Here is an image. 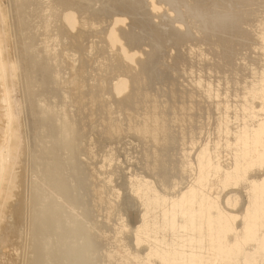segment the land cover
<instances>
[{
  "label": "bare ground",
  "instance_id": "obj_1",
  "mask_svg": "<svg viewBox=\"0 0 264 264\" xmlns=\"http://www.w3.org/2000/svg\"><path fill=\"white\" fill-rule=\"evenodd\" d=\"M0 264H264V0H0Z\"/></svg>",
  "mask_w": 264,
  "mask_h": 264
},
{
  "label": "rangeland",
  "instance_id": "obj_2",
  "mask_svg": "<svg viewBox=\"0 0 264 264\" xmlns=\"http://www.w3.org/2000/svg\"><path fill=\"white\" fill-rule=\"evenodd\" d=\"M217 1H218V0H217ZM223 1H225V0H222V2H223ZM241 47H242V46H241ZM239 52H240V51H239ZM239 52H238V53H239ZM249 52H250V51H249ZM243 53H244V51H242V54H243ZM96 137H97V136H96ZM91 140H92V138H91ZM96 140H97V138H96ZM98 140H99V138H98ZM87 142H88V145H89L90 142H89V141H87ZM136 142H137V141H136ZM136 142H134V144H133L134 147L132 146V149H133V148H134V149H133V150L130 149L131 152H132V151H133V152H132V153H130V151H129V152L127 151V152L129 153L128 155L130 156V154H131V155L134 154V150H135V151H136V152H135V156L138 154L137 157H138L139 155H140L139 157H141V153L143 152V149L145 148V146H144V144H143V145H140V144H142V143H139V142L136 143ZM84 143H85V142H84ZM136 145H137V146H136ZM139 145H140V146H139ZM141 146H142V149H141ZM143 146H144V147H143ZM128 147L131 148V146H127V149H129ZM135 147H136L137 150L135 149ZM137 147H138V148H137ZM140 149H141V150H140ZM138 150H139V153L137 152ZM122 153H124V151H122ZM125 153H126V152H125ZM125 153H124V155H125L124 157H125V159L128 160L129 156H127ZM166 154H167V153H166ZM169 154H172V153H169ZM169 154H168V155H169ZM126 156H127V158H126ZM135 156L130 157L129 160H130V161H133V158H135ZM170 156H171V155H170ZM122 157H123V156H122ZM122 157H121V158H122ZM124 157H123V158H124ZM137 157H136L135 159H137ZM139 157H138V158H139ZM82 158H83V157H82ZM123 158L120 159V160H123V161H124ZM131 159H132V160H131ZM127 160H125V161H127ZM129 160L127 161V164L129 163ZM137 160H138V159H137ZM137 160H136V161H137ZM125 161H124V162H125ZM133 162H135V161H133ZM133 162H130V163H133ZM125 163H126V162H125ZM135 163H136V162H135ZM88 182L90 183V181H87V182L84 181V182L82 183V185L84 184L86 187H88V186H89V185H88V184H89ZM86 184H87V185H86ZM84 185L81 186V188H80V187H77V188H78L77 190H78L79 192L77 191L76 193H77V195H78L79 197H80V195L82 194V195H81L82 198H80V199H81V201H82L83 203H84V201H83L84 198L87 197V200H86V198H85V200H86L87 203L90 204V202H92V197H91L92 193H91V192L89 193L88 190L91 189V188L88 189V188H86ZM89 187H90V186H89ZM81 189H82V191H81ZM83 189H85V190H83ZM87 189H88V190H87ZM86 190L88 191V192H87V195H86V193H85ZM83 191H84V192H83ZM80 192H81V193H80ZM82 192H83V193H82ZM76 193H75V195H76ZM78 193H79V194H78ZM84 194H85V197H84ZM90 194H91V195H90ZM90 198H91V199H90ZM89 199H90V201L88 202ZM86 202H85V203H86ZM89 204H88V205H89ZM88 205H86V207L84 206V207H85V210H87V211H88V210H92L91 212L89 211L90 213H92V214L89 213L91 216L94 215L95 212H96V214H95L94 216H92V217L97 218V217L99 216V214L97 215V209H96V210H93V209H94V207H93V202L89 205L90 207L92 206L91 208L89 207L90 209H89V208L87 209ZM87 211H86V212H87ZM93 211H94V213H93ZM96 215H97V217H96ZM89 218H90V217H89ZM99 219H100V218H99ZM99 219L97 218V220H99ZM100 220H101V219H100Z\"/></svg>",
  "mask_w": 264,
  "mask_h": 264
}]
</instances>
